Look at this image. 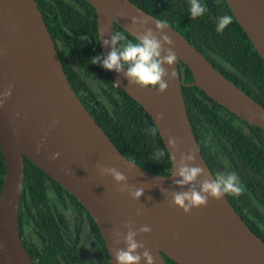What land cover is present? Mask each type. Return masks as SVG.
<instances>
[{
    "label": "water",
    "instance_id": "1",
    "mask_svg": "<svg viewBox=\"0 0 264 264\" xmlns=\"http://www.w3.org/2000/svg\"><path fill=\"white\" fill-rule=\"evenodd\" d=\"M94 9L96 33L102 55L110 46L102 44L113 33V23L135 37L133 16L143 17L134 31L155 30V20L132 0H86ZM235 20L264 61V0H224ZM119 13V14H118ZM164 21V20H163ZM162 34L173 40L178 58L165 65L176 77L157 93L149 87L129 85L123 73L108 71L121 87L150 115L169 155L170 169L162 174L148 170L124 156L93 118L70 85L57 55L53 39L36 0H0V92L13 85L11 95L0 106V151L4 171L0 182V264H32L17 226V205L23 180V156L59 182L82 203L95 222L104 242L109 264H115L112 249L124 247L127 231L149 225V233H138L137 241L154 257V264H167L164 255L178 264H264V241L237 212L227 194L209 198L205 207L189 213L170 203L173 191L187 190L173 184L180 153L190 149L196 161L214 176L194 136L180 85L184 66L191 83L237 117L264 129V105L216 68L180 31L167 22ZM164 47H169L165 45ZM180 67V72L177 68ZM167 79V77L165 78ZM19 113V115H17ZM163 119H156L157 114ZM53 120L56 123L53 125ZM178 137L175 150L167 145ZM40 145L39 152L37 147ZM59 152L57 159H51ZM97 163L116 167L127 176L129 186L144 189L139 200L120 192L109 175H101ZM128 163H132L128 166ZM203 177L196 181L199 182ZM140 214L137 215V210ZM140 264H145L142 259Z\"/></svg>",
    "mask_w": 264,
    "mask_h": 264
},
{
    "label": "trees",
    "instance_id": "2",
    "mask_svg": "<svg viewBox=\"0 0 264 264\" xmlns=\"http://www.w3.org/2000/svg\"><path fill=\"white\" fill-rule=\"evenodd\" d=\"M132 1L173 25L225 76L264 105V61L224 0H200L207 11L194 19L189 13L190 0ZM36 2L65 75L93 118L128 159L153 172L168 173L169 155L150 115L121 87L114 85L108 70L91 63L92 57L102 55L93 7L86 0ZM225 14L231 15L233 22L223 32H218V18ZM117 31L135 40L113 23V33ZM183 66L182 82L186 83H181L180 89L200 151L214 176L225 171H234L239 176L243 191L239 195L227 196L250 228L264 240V129L237 117L206 95L190 82V70ZM177 68L180 72L178 63ZM150 129H155V133ZM158 149L165 155L157 159L155 153ZM3 171L0 151V182ZM47 188L58 193L66 192L80 203L59 182L23 156L20 201L35 203L38 194L46 200ZM37 207L41 209L40 204ZM35 220L44 223L45 217L39 215ZM99 240L102 264H109L100 236ZM164 259L167 264H178L165 255ZM53 260L59 264L56 257L53 256ZM48 262L52 264V261Z\"/></svg>",
    "mask_w": 264,
    "mask_h": 264
},
{
    "label": "clouds",
    "instance_id": "3",
    "mask_svg": "<svg viewBox=\"0 0 264 264\" xmlns=\"http://www.w3.org/2000/svg\"><path fill=\"white\" fill-rule=\"evenodd\" d=\"M207 11L206 5H203L200 0H190L189 13L191 18L202 16ZM119 14V13H118ZM131 20L132 32H136L135 40L128 39L124 34L117 31L112 33L110 38L102 41L103 46L109 47L110 51L106 55H97L92 57L91 63L100 64L105 70L123 73L129 85H138L142 88L151 86L157 93L165 92L168 87V80L176 77L175 71H170L165 65L171 66L177 61V54L171 47L173 40L170 36L162 34L163 30L168 27L167 22L163 20H155V30L152 28L144 29L143 31H134L137 23L145 24L147 21L143 17L133 16ZM233 22L231 15L225 14L218 18L216 30H223ZM168 45L169 47H164ZM167 77V79H165ZM13 85L0 92V106L11 95ZM19 115V113H17ZM259 118L264 119V112L259 114ZM156 119L162 120L163 114H157ZM53 125L56 123L53 120ZM155 129H150L151 133H155ZM178 137H169L167 145L175 150L178 146ZM40 145L37 147L39 152ZM59 152H53L51 159L55 160L59 157ZM157 159L163 157L165 152L158 149L155 153ZM172 162L175 165V170L172 175L179 177L173 179V184L183 188L188 186L187 190L173 191L171 193L170 203L182 209L184 213H189L193 208L205 207L208 204L209 198L220 200L226 194L239 195L243 191L239 176L234 171L217 172L215 176L207 173L205 168L196 163L195 152L190 149L187 153H180L179 160H175L171 156ZM132 163H128L130 167ZM96 167L101 175H109L117 186L120 192L127 191L129 196L134 200H139L144 193V189L136 186H129L127 176L116 167L105 166L97 163ZM203 177L199 182V187L196 186L198 178ZM137 215L140 210H137ZM122 227L127 229L121 233L115 231L114 236L123 237L124 247H116L112 249V257L115 264H140L141 260L145 264H154V257L145 248L143 242L137 241L138 233H149L151 227L142 225L139 228H133L132 221H126Z\"/></svg>",
    "mask_w": 264,
    "mask_h": 264
},
{
    "label": "flooded vegetation",
    "instance_id": "4",
    "mask_svg": "<svg viewBox=\"0 0 264 264\" xmlns=\"http://www.w3.org/2000/svg\"><path fill=\"white\" fill-rule=\"evenodd\" d=\"M45 194L46 200L38 194L36 202L30 204L20 201L21 194L18 199V231L32 264H57L53 256L59 264H102L100 233L82 203L53 188H47ZM39 215H44V223L35 220Z\"/></svg>",
    "mask_w": 264,
    "mask_h": 264
}]
</instances>
